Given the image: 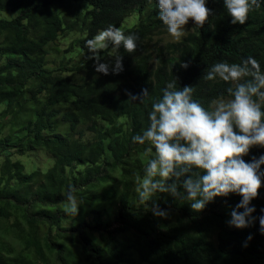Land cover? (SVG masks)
<instances>
[{
	"label": "trees",
	"instance_id": "1",
	"mask_svg": "<svg viewBox=\"0 0 264 264\" xmlns=\"http://www.w3.org/2000/svg\"><path fill=\"white\" fill-rule=\"evenodd\" d=\"M257 2L260 6L248 13L244 25H233L224 0H206L213 14L204 27L179 42L163 44L167 29L158 19L157 0H0V14L11 16L0 18L1 115L11 117L15 126L21 120L27 124V135L14 145L19 154L42 142L53 157L47 171L30 173L10 155L0 162V264H264L258 219L264 215V176L250 205L257 219L244 229L232 228L224 212H232L242 199L236 193L216 197L194 212L180 186L187 176L181 178L178 195L157 192L142 205L136 177L143 176L148 163L147 156L141 157L148 145L132 139L149 126L152 102L162 97L167 83L175 80L179 89L192 86L193 99L208 109L213 99L229 98L227 89L234 87L219 78L203 79L213 64H238L252 56L264 73V0ZM75 3L85 4V12L69 25L65 17ZM134 10L140 20L125 35L138 37L136 50L130 54L121 45L113 52L114 67L108 74L97 72L114 45L93 54L86 41L110 25L118 28ZM77 21L86 32L78 45L81 59L72 68L48 70L47 46L71 32ZM117 56L123 69L118 74ZM144 88L151 93L147 103L129 101V93L139 95ZM84 127L95 133V141L74 137ZM107 150L115 153L114 162L106 159ZM261 156L264 147L253 146L242 158L250 163ZM102 184L109 188L91 194ZM69 194L109 208L93 221L78 214L72 227H63L52 210L69 203ZM154 204L168 216H155ZM129 232L141 239L138 247L118 238ZM9 234L21 244L19 251L1 239ZM73 246L83 261L73 256Z\"/></svg>",
	"mask_w": 264,
	"mask_h": 264
},
{
	"label": "clouds",
	"instance_id": "2",
	"mask_svg": "<svg viewBox=\"0 0 264 264\" xmlns=\"http://www.w3.org/2000/svg\"><path fill=\"white\" fill-rule=\"evenodd\" d=\"M259 6L257 0H224L233 25H244L248 13ZM157 8L158 19L177 41L185 34V26L190 20L194 22L192 30L201 29L213 14L206 6V0H157ZM137 40L136 35H125L121 28L110 25L87 40L85 46L96 54L106 49L107 42L111 41L113 52L123 45L131 54L137 48ZM116 59L115 73L118 74L123 70L122 57ZM96 71L107 75L108 67L100 65ZM217 78L232 83L234 87L227 89L229 98L221 95L213 99L208 109L193 99L192 86L179 89L175 80L167 83L162 89V97L152 102L149 126L132 138L135 144L148 145L145 150L148 163L143 176L136 177V192L142 205L157 192H171L176 196L181 178L187 176L180 186L186 190L194 212H201L216 197L236 193L242 199L231 212L229 223L237 229H244L257 219L252 215L255 207L250 205L258 196L261 177L264 176L260 171L264 156L253 158L250 163L242 158L251 147H264V111L261 110L264 105V73L259 62L249 56L238 64L217 62L203 76L206 81H216ZM128 95L129 101L141 104L151 99L147 88L139 95ZM169 180H173L171 185L167 183ZM67 199L72 211H78L76 198L69 194ZM152 212L158 217L168 216L167 211L160 210L155 204ZM258 219L260 232L264 234V215Z\"/></svg>",
	"mask_w": 264,
	"mask_h": 264
},
{
	"label": "rangeland",
	"instance_id": "3",
	"mask_svg": "<svg viewBox=\"0 0 264 264\" xmlns=\"http://www.w3.org/2000/svg\"><path fill=\"white\" fill-rule=\"evenodd\" d=\"M79 5L81 4L75 3L70 13L65 17V21L67 24L69 25L73 24L76 21V15L78 13L83 14L85 12V8H84L85 4H82L80 7ZM0 18L10 19L11 16L9 14H0ZM139 20H140L139 13L136 10H134L130 15L124 17L123 21L121 22V25L118 28H121L125 33L128 29L132 28L135 24H137ZM193 27H194V22L190 20L188 24L185 26V34L180 38L179 41L185 38L190 32H193L194 31L192 30ZM82 30L83 29L81 27V23L77 21L76 25H74V28L71 32H69L68 30L65 34L61 35L56 42L50 43L47 46L48 56L46 61V68L48 70L58 71L59 68L62 67L72 68L81 59L82 51L78 45H79V41L86 36L85 30L84 31ZM179 41L171 37L168 34V32L162 37L163 44L168 42H179ZM111 44L112 42L108 41L107 47H109ZM112 50L113 49L109 50V52L104 56V60H103L104 65H107L109 69L114 67V58H113ZM69 59H72V62L69 63ZM3 62L4 61L0 59V65ZM4 109H5V105L0 106V115L3 113ZM20 122L21 124L19 126H15L12 123L11 117H9L7 114L3 116L1 115L0 162L2 163L4 158L7 155H10L12 156L13 161H20L25 165L26 172L30 173L37 169L41 171L43 170L47 171L53 164V159H52L53 157L49 152H47V147L44 143L42 142L35 143L32 146L31 150L23 149L24 154H19V151L15 149L14 145L19 142V139L21 137H24L28 133L27 130H24V126L27 125L26 122L23 120H21ZM74 137L80 139L83 142L95 141V133L87 129L86 127L79 129ZM106 143L108 144V141ZM141 157H143V159H146L145 154H142ZM106 159L110 162H114L116 160L115 153L107 150ZM119 174H120L119 178H121L119 179V181H121L124 177V173L120 172ZM107 188H109V185L102 184L99 187L93 189L91 194L104 193L107 190ZM75 198H76L78 211L75 212L72 211L70 203H66L62 205L60 209L52 210V213L62 218L63 227H68V228L72 227L75 223V220L77 219L78 214L87 216L89 221H93L97 216V214L100 213L103 214L109 208V205L107 203L101 201L98 202L97 200L91 199L84 203L80 197L76 196ZM224 212L229 214V221H230L231 211L225 209ZM103 220H106V217ZM4 224L6 226L7 223L4 222ZM230 226L232 228L234 227L232 225ZM45 231L46 230H44L43 228L42 232L45 233ZM57 233L58 232H55V235ZM2 237L1 239H4L6 243L16 252L21 249V244L16 238H14L12 234L3 235ZM118 238L121 241L131 240L135 247H138L141 244V239L135 236L133 232L121 234L118 236ZM67 246L71 247L70 243H67ZM75 248L76 247L73 246V253H72L73 256L83 261L80 250Z\"/></svg>",
	"mask_w": 264,
	"mask_h": 264
}]
</instances>
